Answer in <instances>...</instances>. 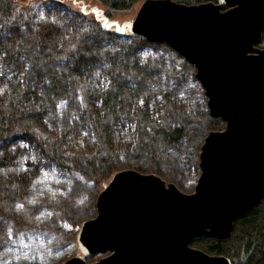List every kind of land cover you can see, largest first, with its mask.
Segmentation results:
<instances>
[{
  "label": "water",
  "instance_id": "1",
  "mask_svg": "<svg viewBox=\"0 0 264 264\" xmlns=\"http://www.w3.org/2000/svg\"><path fill=\"white\" fill-rule=\"evenodd\" d=\"M103 30L163 44L194 68L208 115L223 129L207 133L190 194L154 174L114 172L99 191L96 215L81 222L78 256L61 264H231L190 245L227 240L234 222L264 199V0L184 5L145 0L132 19Z\"/></svg>",
  "mask_w": 264,
  "mask_h": 264
},
{
  "label": "trees",
  "instance_id": "2",
  "mask_svg": "<svg viewBox=\"0 0 264 264\" xmlns=\"http://www.w3.org/2000/svg\"><path fill=\"white\" fill-rule=\"evenodd\" d=\"M143 1L0 0V59L8 61L9 54L14 52L20 54L25 62L24 65L15 64L18 74L22 75L12 77L7 84L11 86L10 96L0 102V145L16 139L33 142L47 158L68 170L69 167L56 151L46 149L40 140L38 131L42 118L46 115L54 119L57 103L69 96H78L83 90L84 81L91 79L95 70L105 67L101 73H105L110 81L104 89L95 92L101 100V106L97 109L90 105L92 110L78 124L82 128L88 126L91 129L98 142V149L82 160L76 159L70 170L95 182V194L106 184H102V179L111 176L116 169L154 174L174 185L186 181V173L191 167L198 170L200 148L210 132L205 127L206 123L220 126L223 123L211 119L208 114L199 113L197 105L192 104L186 111L177 104L176 93L179 90L177 92L171 87L172 82L182 85L193 80L196 83L193 86L194 92H199V95L201 93L195 80L194 68L166 45L149 44L143 38L127 33L125 36L130 38V42L119 40L112 30L102 29L98 18L101 12L112 21L132 19ZM172 1L184 5L218 3V0ZM45 3L64 6L83 16L87 20V30L62 40L56 24L41 22L34 25L31 22L33 6ZM23 19L26 22L25 29L19 30L18 25L10 33V26ZM110 36L113 38L112 45L108 43ZM160 47L165 51L170 64H165V59L159 57L148 62L150 66L143 67L138 63L135 56L137 48L154 50ZM257 47L264 49V32ZM3 51L7 53L4 58L1 53ZM158 73L168 79L163 84L166 85L164 94L158 89L162 85L160 82H149L160 78ZM144 94L147 100L141 106H136L139 97ZM157 96L161 97L164 104L160 122L152 118L148 106ZM79 102L81 113L85 104L83 100ZM132 107L135 109L131 110ZM153 109H157L155 103ZM120 117L132 122L140 134L137 148L127 151L123 162L118 160L108 139L114 121ZM169 150L175 155H169ZM178 169L179 173H176ZM19 188L24 189L26 185L14 179L7 181L0 176V198L13 197L19 200ZM78 226L73 233L78 232ZM190 245L209 255L224 256L231 264H264V199L254 210L234 222L227 240L204 237L192 240ZM77 252L79 254L78 249Z\"/></svg>",
  "mask_w": 264,
  "mask_h": 264
},
{
  "label": "rangeland",
  "instance_id": "3",
  "mask_svg": "<svg viewBox=\"0 0 264 264\" xmlns=\"http://www.w3.org/2000/svg\"><path fill=\"white\" fill-rule=\"evenodd\" d=\"M31 22L34 25L41 22L56 24L62 40L83 33L88 28L87 20L83 16L55 3L33 6ZM25 24V19L13 24L10 26V33L18 25L19 30H24ZM110 37L108 43L112 45L113 38ZM118 38L130 42L127 36ZM1 53L3 58L7 54L4 51ZM135 56L143 67L150 66L151 63L148 62L156 57L164 58V63L170 64L162 47L154 50L137 48ZM18 63L24 65L25 62L20 54L14 52L9 54L8 61L0 59V82H3L0 85V102L6 101L10 96L11 86L7 84L18 74L15 68ZM101 70L104 71L105 67L95 70L91 79L84 81L83 90L78 96H69L57 103L55 118L44 115L39 127L40 140L45 148L55 150L69 167L68 170L52 162L33 142L16 139L0 145V176L7 181L14 179L26 185V188L18 190L19 200L13 197L0 198V264H61L78 256L74 239L77 232L73 233V230L77 224L79 228L82 221L96 215L95 202L99 192H94L95 182L70 170V167L76 159L82 160L98 149V142L91 129L88 126L82 128L78 124L92 110L90 105L97 109L101 106V100L95 92L104 89L110 81ZM158 76L160 78L149 82H160L162 85L158 89L164 94L166 85L163 84L168 79L161 73ZM195 84L193 80L182 85L172 82L171 87L179 90L176 93L177 104L186 111L194 104L200 108L199 113L208 114L206 99L199 92H194ZM79 100H83L85 104L81 113L78 109ZM140 100H147L145 94L139 97L136 106H141ZM154 103L156 110L153 109ZM148 106L151 108L152 118L160 122L164 109L161 97L157 96ZM134 109L132 107L131 110ZM205 127L209 131L223 129L222 125L214 123H206ZM108 139L118 160L123 162L124 154L137 148L140 134L132 122L120 117L114 121ZM169 155L175 153L170 151ZM176 173H179V169ZM198 175L199 169L191 167L186 173V181L175 185L182 193L190 194ZM110 177L102 179V184H107ZM17 205L23 207L18 208ZM99 258H90L87 263L92 264Z\"/></svg>",
  "mask_w": 264,
  "mask_h": 264
},
{
  "label": "built area",
  "instance_id": "4",
  "mask_svg": "<svg viewBox=\"0 0 264 264\" xmlns=\"http://www.w3.org/2000/svg\"><path fill=\"white\" fill-rule=\"evenodd\" d=\"M198 84V83H197ZM200 95L202 94L203 95V98L205 99V97H204V93H203V91H202V89L200 88ZM199 176V175H198ZM197 180H198V177L196 178V180H195V183H194V186H196V184H197ZM190 184H191V182H190Z\"/></svg>",
  "mask_w": 264,
  "mask_h": 264
},
{
  "label": "snow or ice",
  "instance_id": "5",
  "mask_svg": "<svg viewBox=\"0 0 264 264\" xmlns=\"http://www.w3.org/2000/svg\"><path fill=\"white\" fill-rule=\"evenodd\" d=\"M97 75H99V73H97ZM139 103L142 105L143 104V100H140ZM135 147V145L133 146ZM18 208H22L23 206L22 205H17Z\"/></svg>",
  "mask_w": 264,
  "mask_h": 264
}]
</instances>
